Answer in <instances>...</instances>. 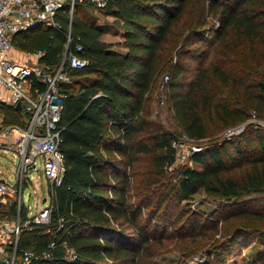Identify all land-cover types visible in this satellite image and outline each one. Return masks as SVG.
I'll use <instances>...</instances> for the list:
<instances>
[{"label":"trees","instance_id":"obj_1","mask_svg":"<svg viewBox=\"0 0 264 264\" xmlns=\"http://www.w3.org/2000/svg\"><path fill=\"white\" fill-rule=\"evenodd\" d=\"M77 4L97 8L89 2ZM97 9L113 16L122 29L120 44L127 47L125 53L113 50L115 42L102 38L105 27L94 15L93 21L78 11L71 17L69 6L56 13L60 26L20 31L14 38L21 50L41 52L39 62L50 68L70 52L88 59L82 67L67 62L70 80L60 83L64 97L58 125L66 171L60 183L52 184L56 209L49 219L33 222L20 233L19 256L24 250L50 254L33 258L29 264H154L147 260L158 234L154 220L157 222L156 216L170 196L182 201L201 189L230 203L250 195L264 196V131L252 123L230 138L193 151L190 159L194 164L181 168L177 180L170 181L148 212L149 204L130 200L131 178L128 169L121 170V165L133 167L140 154L152 153L155 172L163 175L177 159L178 135L174 131L160 128L151 134V142L139 140L149 127L145 116L148 95L166 69L171 75L167 88L174 117L190 139L210 138L213 120L226 130L246 121L251 110L264 118V0H108ZM175 32L182 55L189 50V40L197 37L221 58L241 56L237 73L221 60L210 63L213 77L232 86L234 104L206 89L208 68L203 67L186 85L179 81L184 68L178 63L165 64L161 51ZM78 44L83 47L80 51ZM169 51L172 58L176 50ZM34 82L33 87H44L39 79ZM0 111L7 122L23 124V115L16 108L4 105ZM21 215L27 217V210L22 209ZM231 215L239 221L264 219V212L247 209ZM194 216L191 213L186 221L192 217L191 225L198 226ZM242 225L228 235H232L229 247L264 244L263 229ZM256 254L257 261L263 260V250ZM210 263L208 259L198 264Z\"/></svg>","mask_w":264,"mask_h":264},{"label":"rangeland","instance_id":"obj_2","mask_svg":"<svg viewBox=\"0 0 264 264\" xmlns=\"http://www.w3.org/2000/svg\"><path fill=\"white\" fill-rule=\"evenodd\" d=\"M76 11L92 21L94 20L92 15H94L97 22L105 27L102 38L115 42L112 46L113 50L125 53L127 47L122 43L120 44V42H123L124 34L122 29L115 25L113 16H105L99 13L100 11L95 7H81L79 4L75 6ZM178 38V34L175 32L170 41L165 44V50L161 51V54L164 62H166L165 64L178 63L184 68L182 75H179V81L189 85L196 79L200 70L206 67L208 69L205 79L209 81L206 89L215 93L217 98L225 99L234 104L236 97L233 94L232 86H226L219 79L213 77L210 63L213 60H221L220 62L225 63L223 64L225 67L233 69L237 73L236 65L242 61L241 56L229 55L221 58L216 52L209 49V45L207 46L202 38L198 39L197 37L196 39L192 37L189 40V50L185 52V55H182ZM214 43L215 40L212 39L210 44L214 45ZM177 47H180L178 48L180 50L179 56L175 55L178 51ZM169 50H176L172 54V58ZM38 53H28L16 45L13 48V55L20 62H25L26 56H28L30 62L38 61L40 58V53ZM223 60H226V62ZM170 80L171 75L169 70L166 69L160 74L151 93H149L145 115L149 121V127L139 135V140L151 142V134L160 128L174 131L178 135L175 141L177 146L175 163L163 175L156 174L152 153L140 154L139 159L131 168L121 165L122 171L128 169L131 178L130 200L135 204L142 201H144V204H149L147 208L145 207L146 212L157 205L161 195L170 185V181L177 180L181 168L194 164L190 159V155L193 151L199 150L196 148L197 146L202 148L225 137V129L216 120L210 122L212 129L210 138L195 141L187 137L182 128L179 127L169 102L170 92L167 84ZM8 95L9 100L11 95L10 93ZM20 161V155H16L15 151L0 150V177H4L11 182L9 193L1 194L0 202L5 205L4 208L6 209L12 204L20 206L21 201V208L27 210L28 214H32L45 205L46 202H51V189L54 181L47 177L43 166L39 162L36 168L29 167V170L25 173L23 190L20 193L17 178ZM155 180L157 182H154ZM166 202L167 205L156 216L157 222L154 220V224L156 223L158 228V234L148 249L147 260L153 261L154 264H198L208 259L211 260L210 264H264V258L260 261L255 259L257 250L264 251V244L253 242L248 245H240L236 243L229 247L232 235L228 237L239 224H244L242 225L245 226L244 228L258 227L264 230V219L239 221L231 215L240 209L264 212V196L250 195L245 200L230 203L219 200L201 189L189 199L180 201L179 198L170 196ZM180 212L185 213H183L181 220H177L178 223L173 225L172 221L179 216ZM191 213L195 215L194 218L198 221V226L191 225L193 222L192 217L186 221L187 216H190ZM8 215L11 216L12 214L9 213ZM0 217L5 216L0 214ZM145 218H147V214ZM230 248L231 251L227 254V250Z\"/></svg>","mask_w":264,"mask_h":264},{"label":"built area","instance_id":"obj_3","mask_svg":"<svg viewBox=\"0 0 264 264\" xmlns=\"http://www.w3.org/2000/svg\"><path fill=\"white\" fill-rule=\"evenodd\" d=\"M78 1L92 3L97 8H102L108 3V0H0V84L7 87L12 102H25L28 113L23 124H17L7 122L4 113L0 111V150H13L21 156V174L18 178L20 193L23 190L25 173L29 167L37 166V156L43 158L41 163L47 177L54 181L53 183L61 182L66 171V162L60 149L62 137L58 125L64 97L60 83L70 79L66 69L67 62L70 66L82 67L88 63V59L77 52H70L53 68L39 60L20 62L12 53L14 38L20 31L40 26H60L59 21L55 19L57 11L69 6L72 17ZM82 48L81 44L76 46L78 51ZM35 78L44 83L43 88L33 87ZM2 100L0 96V101ZM248 123L264 131V118L259 116L256 110H251L248 119L225 130V136L230 138L241 132ZM10 188L11 182L0 177V195L9 193ZM54 209L56 206L51 200L27 217H23L20 211L15 219L0 217V263L29 264L33 258L50 256L47 251L39 255L32 250H24L19 256L18 240L24 227L33 222L47 221Z\"/></svg>","mask_w":264,"mask_h":264},{"label":"crops","instance_id":"obj_4","mask_svg":"<svg viewBox=\"0 0 264 264\" xmlns=\"http://www.w3.org/2000/svg\"><path fill=\"white\" fill-rule=\"evenodd\" d=\"M12 53H13V50H12ZM15 56V55H14ZM38 60V59H37ZM24 62V61H23ZM25 62H30V60L28 59V56H26V61ZM32 62V61H31ZM34 62V61H33ZM9 94V90L7 89V87L6 86H4V85H2V84H0V96L3 98V100L2 101H0V109H1V107H3L4 105H6V106H9V107H14V108H16L17 110H19V111H21V113H22V115H23V121H24V118L27 116V112H26V109H25V102H22L21 104V108H18L17 107V103H14V102H12L10 99L8 100V98H7V96H9L8 95ZM2 113H4L3 111H2ZM5 114V113H4ZM3 151H8V150H3ZM16 154V153H15ZM17 155V154H16ZM20 158H21V156H20ZM36 160L38 161L37 162V165H38V163L40 162L41 163V161L43 160V158L41 157V156H37L36 157ZM22 163V161H20V166L22 165L21 164ZM41 165H42V163H41ZM20 166H19V169H18V172H17V178H19V175L21 174V171H20ZM43 166V165H42ZM37 167V166H36ZM43 200H45V199H43ZM5 207V205H3V204H1V202H0V214H1V216H5L6 218L7 217H9L10 219H15L17 216L15 215V207L17 208V213L20 211V213H21V210H22V208H20L19 209V206L17 205V206H15L14 204H12L11 206H9L8 208H4ZM21 207V206H20ZM14 208V209H13ZM9 213H11L12 215L11 216H9L8 214Z\"/></svg>","mask_w":264,"mask_h":264},{"label":"water","instance_id":"obj_5","mask_svg":"<svg viewBox=\"0 0 264 264\" xmlns=\"http://www.w3.org/2000/svg\"><path fill=\"white\" fill-rule=\"evenodd\" d=\"M21 103H22L21 101H18V102H17V107H18V108H21V105H22Z\"/></svg>","mask_w":264,"mask_h":264}]
</instances>
